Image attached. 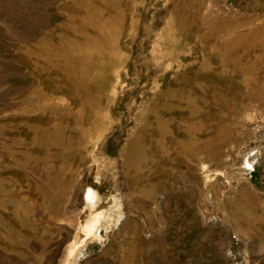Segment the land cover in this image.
Returning a JSON list of instances; mask_svg holds the SVG:
<instances>
[{
  "label": "rangeland",
  "instance_id": "obj_1",
  "mask_svg": "<svg viewBox=\"0 0 264 264\" xmlns=\"http://www.w3.org/2000/svg\"><path fill=\"white\" fill-rule=\"evenodd\" d=\"M0 264H264V0H0Z\"/></svg>",
  "mask_w": 264,
  "mask_h": 264
}]
</instances>
